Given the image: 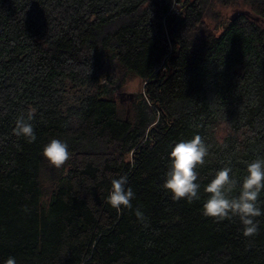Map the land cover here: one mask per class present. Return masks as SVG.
<instances>
[{
  "label": "trees",
  "instance_id": "1",
  "mask_svg": "<svg viewBox=\"0 0 264 264\" xmlns=\"http://www.w3.org/2000/svg\"><path fill=\"white\" fill-rule=\"evenodd\" d=\"M171 1L0 0V261L264 264V215L245 237L202 215V189L163 188L169 145L197 134L202 186L264 158V0ZM68 82L88 91L78 103ZM29 114L33 143L13 132ZM53 138L71 154L59 169L41 155ZM125 174L135 198L117 212Z\"/></svg>",
  "mask_w": 264,
  "mask_h": 264
},
{
  "label": "clouds",
  "instance_id": "2",
  "mask_svg": "<svg viewBox=\"0 0 264 264\" xmlns=\"http://www.w3.org/2000/svg\"><path fill=\"white\" fill-rule=\"evenodd\" d=\"M31 120V114L27 119L20 116L13 129L15 135L24 137L29 143L37 140ZM68 149L66 141L53 138L43 146L41 155L51 166L59 169L70 159ZM169 149L163 188L171 194L173 201L200 199L202 189L206 194L202 203L204 217L217 222L238 218L245 237H252L260 231V220L257 218L264 215V200L261 199L264 193V158L247 162L240 176L229 166L219 168L202 186L198 182L197 167L204 164L208 155V147L202 137L197 134L190 139L176 141L169 145ZM134 198L126 174L111 179L106 200L112 208L117 212L131 209ZM135 215L143 217V212L136 208ZM0 264H17V260L9 256Z\"/></svg>",
  "mask_w": 264,
  "mask_h": 264
},
{
  "label": "rangeland",
  "instance_id": "3",
  "mask_svg": "<svg viewBox=\"0 0 264 264\" xmlns=\"http://www.w3.org/2000/svg\"><path fill=\"white\" fill-rule=\"evenodd\" d=\"M175 5L173 8V11L178 14L181 8V4L178 3L176 0L171 1ZM143 85L139 80H136L132 83H130L128 86H126L123 91L125 93H135L140 90H142ZM88 93V91L85 88H79L74 87L71 83L66 84V98L68 100V103L75 104L82 100V98Z\"/></svg>",
  "mask_w": 264,
  "mask_h": 264
},
{
  "label": "built area",
  "instance_id": "4",
  "mask_svg": "<svg viewBox=\"0 0 264 264\" xmlns=\"http://www.w3.org/2000/svg\"><path fill=\"white\" fill-rule=\"evenodd\" d=\"M172 1H175V0H172ZM171 7H172V10H173V8L175 7V5L173 3H171ZM180 11H181V8H180ZM180 11H179V13H180Z\"/></svg>",
  "mask_w": 264,
  "mask_h": 264
}]
</instances>
